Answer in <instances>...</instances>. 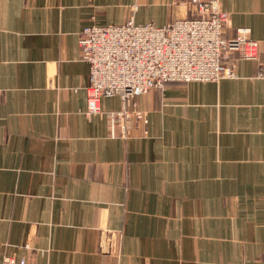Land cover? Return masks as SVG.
Returning a JSON list of instances; mask_svg holds the SVG:
<instances>
[{"label": "crops", "instance_id": "1", "mask_svg": "<svg viewBox=\"0 0 264 264\" xmlns=\"http://www.w3.org/2000/svg\"><path fill=\"white\" fill-rule=\"evenodd\" d=\"M259 45L264 0H221ZM188 0H0V261L264 264V75L166 83L147 125L85 115L89 25H167ZM116 96L101 100L115 111Z\"/></svg>", "mask_w": 264, "mask_h": 264}, {"label": "built area", "instance_id": "2", "mask_svg": "<svg viewBox=\"0 0 264 264\" xmlns=\"http://www.w3.org/2000/svg\"><path fill=\"white\" fill-rule=\"evenodd\" d=\"M181 0H174V4ZM195 17L173 20L165 26H86L78 35L81 58L89 66L85 115L107 116L113 125H147L146 114L132 99L148 95L166 83L217 82L235 76L232 60L259 61V45L247 28L223 37L229 14L221 0H188ZM116 96L115 111H102L101 100ZM0 264H27L4 257Z\"/></svg>", "mask_w": 264, "mask_h": 264}]
</instances>
